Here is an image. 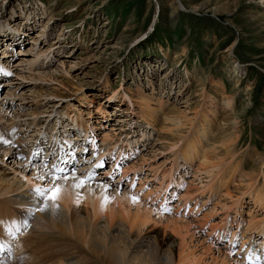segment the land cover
<instances>
[{
  "label": "rangeland",
  "instance_id": "1",
  "mask_svg": "<svg viewBox=\"0 0 264 264\" xmlns=\"http://www.w3.org/2000/svg\"><path fill=\"white\" fill-rule=\"evenodd\" d=\"M173 9L179 14L174 18L171 17ZM0 25L7 28L0 31L14 36L11 41L19 39V35L15 37V26L22 25L20 30L24 33V41L21 38L22 44L14 43V50L0 42V58L10 72H14L12 66L35 54L28 52L31 46L36 45V51L41 46L51 47L48 58H42L46 68H36L34 73L48 75L44 95L55 93L68 99L44 102L42 110L54 112L49 114L47 123V117L40 115V123L51 131L62 119V114L73 111L77 115L80 111L84 123L89 122L90 129L94 130L92 135L98 145L103 144L106 133L111 142L104 146L105 149H111L118 141L115 151L111 152L118 154L121 151L120 175L127 173L125 186L133 184V189L129 188L133 190L131 197L166 218L181 216L194 222V237L189 238L173 223L158 221L147 227L146 241L156 238L160 247L172 248L178 255L181 252L179 240L186 237L184 249L197 258L198 264H221L214 261L219 259L215 247L227 248L228 243L221 245L216 232L212 233L211 229L221 225L220 229L225 228L229 218L230 228L227 229L246 238L249 220L255 216L263 218V211L249 196L253 189L248 191L239 177L232 181L226 178L220 182L219 179L207 182L211 178L200 175L205 182H197L198 185L191 180L201 160L209 156L214 159L212 156L218 144L213 147L211 139L216 124L226 116L227 128L236 127L238 138L232 149L233 158H227L226 166L221 167L242 165L241 168L249 172L252 183L260 179L264 168V0H0ZM0 36L4 38L1 32ZM34 39L37 42H33ZM61 62L65 63L68 76L61 74ZM236 72L241 73L239 80L233 77ZM11 78L12 75L1 81L0 91H4L0 92V98L11 87L8 85ZM24 84L28 86L24 90L29 95L40 88L36 89L29 81ZM83 96L89 98L90 101H85L87 104L83 100L80 102ZM143 98L150 101V108H143ZM158 100L162 106L158 105ZM210 101L216 103V108L210 106ZM225 103H230L231 109ZM30 105L26 109H34ZM71 105L75 109H69ZM100 107L105 108L106 116L98 112ZM168 112H173L172 121H181L179 131L172 132L173 135L158 131L164 126L163 116ZM208 120L214 122L208 140L202 142L198 129ZM132 121V125H127ZM143 135H146L145 139ZM159 137L169 143L165 142V147L159 144L156 148L161 151L152 159L148 150L157 144ZM126 142L131 147H127ZM177 142L178 149H171ZM190 142L196 145V151L192 150L196 153H193V162L186 163L184 150L185 147L191 150ZM28 148L22 147V150L27 152ZM217 151H220L219 158L226 152L223 148ZM146 154L148 161L144 162L142 158ZM254 158L258 159L255 165ZM86 163L83 159L78 165ZM111 165L112 162L106 164L104 169ZM37 188L42 187L34 186L31 190L36 192ZM4 193L0 189V221L4 222L0 224V264H14L21 255L15 244L21 242L24 235L37 240V233L31 231V227L30 230L28 227L24 231L8 232L7 225L12 216L7 203L12 197ZM237 197L243 204L241 218L236 216L235 210L228 213L219 206L216 208L219 212H214L218 201L231 204L230 200ZM136 211L132 208L133 214ZM209 214L212 217L204 219ZM153 218L159 219L156 213ZM52 238L51 244L57 240L56 235ZM61 240L62 245L69 248L68 255L76 253L79 260H84L82 264H101L80 245L73 246L68 238L59 242ZM255 241L260 242L257 238ZM209 243L214 246L213 260L206 251ZM238 248H229V252L243 260L237 254L240 253ZM31 258L30 264L33 260L40 263L42 259L37 255Z\"/></svg>",
  "mask_w": 264,
  "mask_h": 264
},
{
  "label": "bare ground",
  "instance_id": "2",
  "mask_svg": "<svg viewBox=\"0 0 264 264\" xmlns=\"http://www.w3.org/2000/svg\"><path fill=\"white\" fill-rule=\"evenodd\" d=\"M179 8L181 10L183 9L181 5ZM43 15L44 13H42V16ZM178 15L177 10L173 9L171 17L174 18ZM21 26L22 25L15 26L14 29L16 32L15 37L19 35V39H23L24 37L23 29L22 31L20 30ZM0 29L7 30V28L2 25H0ZM0 32L4 37L0 38V42L6 44L7 47L13 49L14 43L18 45L20 42L22 44V40L20 41L19 39L11 41L10 38H14V36L12 34L9 35V32ZM39 36H42V34L37 35V37ZM34 41H36V39H34L33 42ZM42 43L43 40L41 41V45ZM35 46H31L28 50L31 54L35 53L29 60L19 61L12 66L14 67V72L8 71L7 68L5 69L2 64V59L0 58V89L1 81L7 80V78L12 75L8 83L11 87L7 90V93L0 98V189L4 190L5 195L12 197V201L7 203L8 208L9 206L11 207L9 210L7 209L8 212L11 211L10 214L12 216V220L9 221H26L28 226H19V230L22 229L24 231L28 227L30 230L31 227V231L37 233V240H33L24 235V239L18 242V244H15L17 253H21V255L15 259L14 264H30L32 255H37V257L41 256L42 259L40 263L38 260H33L31 264H82L84 260H79L80 256L76 253L68 255L69 248L65 244L62 245V240V242H59L62 238L70 239L73 242V246L80 245L85 249L84 251H86L87 254H90L101 264H198L197 258L193 257L190 252L187 253V250L184 249L187 244L185 242L186 237H181V240H179L181 248H179V250H181V252L179 251L178 255L174 253L175 251L172 248L163 249L160 247L156 238L154 241H146L148 239H146L144 235L147 232V227L151 226L153 223L156 224L158 221H166L169 224L173 223L176 227L184 230V235H187L189 238L194 237V233H192V230H194V222L181 216V218L177 216L176 218H166L150 206H144L138 201L133 202L130 196L133 190L131 191V189H129L130 186L132 188L133 184L125 186L124 182L128 179L127 176L125 177L127 173L124 171V175H120L121 165L119 163V157L121 156V151L118 154L111 152L115 151V145L118 141L113 144L111 149H105L104 146L111 142V137L106 133L102 139L103 144L98 145L92 135L94 130L92 128L90 129L91 125L88 124L89 122L84 123L85 120L80 111H78L80 114L77 115L72 113L73 111L69 114H62L61 118L63 120L57 117V119H59L57 125H55V129H51V131H48L49 128H46L45 124L42 125L40 123V115L42 117L45 116V118L47 117V123L49 114H53L54 112V110L51 112L43 111L44 102L50 100L62 101L68 98L55 93L44 95L45 78L48 77V75L44 76L46 75L44 72L43 75L42 73H34V71L36 68L38 70L46 68V64L43 62L42 58L45 57V59H47L49 54L52 53V50L51 47L45 48L41 46L36 51ZM61 63L62 64L59 65L60 72L63 75H67L68 71L66 65L63 62ZM47 66H49V64ZM13 76H15V78ZM233 77L239 80V78H241V73L239 74L236 72ZM25 81L31 82L36 89L39 86L40 88L32 90L29 95L24 90L28 87L24 84ZM2 91H4V89ZM112 97H115V94ZM82 100L85 102L89 100V98L83 96L80 102ZM226 101L228 100L225 99V102ZM127 102L130 106L132 105L129 100H127ZM141 102L144 104V109L146 107L150 108V101L148 99L143 98ZM29 103L34 104V109H26L30 105ZM85 103L87 104V102ZM158 103L159 106H162L160 100H158ZM33 106L30 105V107ZM210 106L216 108V103L210 101ZM225 106L231 109L230 103H225ZM69 109H75L74 105H71ZM40 110H42V114H39L38 111ZM98 112L104 115L106 110L100 107ZM215 113L216 112L213 111V114ZM71 114L72 117L70 116ZM66 116L68 118H66ZM172 116L173 112H168L163 116L164 126L159 128L158 131L160 133L167 132L173 135L172 132L176 130L177 132L179 131V124L181 121H172ZM179 118L181 119V117ZM227 118V116L223 117V121L218 123V125L216 124L214 135L211 139V141H213L211 143L213 147L214 145L216 147L218 144L217 149H215L216 151L222 148L225 149L226 152L223 153L224 156L219 158L220 151H217V153L213 149L215 153L212 152L214 154L211 156L214 159L212 160L209 156L201 160V164H199L200 166L196 169L194 178L191 182H194V185H198L197 182H205L203 180L204 175L205 178H211V180L207 182L218 179L220 182L226 178V180L232 181L234 177H239V181L243 182L248 191L253 189V194L250 193L249 196L253 199L254 205H257L264 214V168L259 176L260 181L256 180L252 183V178L248 176L249 172L241 168L242 165L227 164V167H221V165H224V161H227V158H233L232 149L236 147L235 145L238 138L236 127L231 130L227 128L229 124H227ZM210 120L207 121L206 125L204 124L198 129L199 133L197 134L202 142L208 140V132L211 124L214 122V120ZM120 122L123 123L124 121ZM133 123L134 121L129 124L127 123V125H132ZM148 125L150 126V123H148ZM142 137L145 139L146 135ZM157 141V144L151 145V149L148 150V154L151 155L150 158L152 159L156 158L157 152L160 150V148L156 147H158L159 144L165 147V142H168L161 137H159ZM179 142H181V140ZM179 142L171 149H178ZM138 143L137 141V144ZM128 144L129 142H126V146L131 147L128 146ZM89 146H91L90 150ZM195 146L196 145L191 143V150L185 147L183 158L186 163L193 162L195 158L193 153L196 152L192 150L196 151ZM22 147H29L28 151H23ZM147 148H149V146H147ZM210 150H212V148ZM207 151L209 152V150ZM85 156H87V158ZM146 156L147 154L142 158L144 162L148 161ZM256 158H254V165L257 164L256 160L258 159ZM83 159L88 163L79 166L78 164L81 163ZM108 160H111L110 162H112V165L106 170L103 167L110 163ZM99 171H102L101 175H99L100 173L98 174ZM118 174L120 176L114 183ZM200 175H203V177ZM54 177H60V179H54ZM82 180L85 181L83 186L76 187ZM34 186H40L42 187L41 189L48 190L59 187L60 192L55 200H50L47 199V197L52 193L46 191L45 196L41 197L31 190ZM202 187L208 188L206 185ZM240 197L243 198V195ZM240 197L236 199L232 198V200H230L231 204H222L218 201L214 206L213 210H216L214 212H219L216 209L219 206L221 210H226L228 213L230 210H235L236 216H240L241 218L240 210L243 204ZM134 207L137 211L133 214L132 208ZM40 209H43V211ZM155 213L159 218L157 221L153 218V214ZM211 214L206 215L204 219H208L207 217L210 216L212 217ZM227 219V226L225 228L220 229L221 225L220 227L211 229L212 233L213 231L214 233L216 232V239H220L221 245H223V243H228L229 246H227V248L215 247L219 256V259L216 258L214 260L215 263L264 264V216L261 219L255 216L249 220V226L245 231V233H248L246 238H243L244 236L240 237L236 231L228 230L227 228H230V219ZM235 219H238V217ZM179 230L178 232H180ZM12 231L17 232L15 228ZM53 235H56L57 240L55 243L51 244L50 242L53 240ZM256 238L260 240L259 243L255 241ZM213 247L212 243H209L206 247V251L212 255V260L214 259ZM237 247H239L238 249L241 253L237 252V254L243 257V260H238L229 252V248L235 250ZM188 251H190V249Z\"/></svg>",
  "mask_w": 264,
  "mask_h": 264
},
{
  "label": "snow or ice",
  "instance_id": "3",
  "mask_svg": "<svg viewBox=\"0 0 264 264\" xmlns=\"http://www.w3.org/2000/svg\"><path fill=\"white\" fill-rule=\"evenodd\" d=\"M6 142V141H5ZM54 179H60V177H54ZM85 183V181H80L79 184L76 185V187H82L83 184ZM36 193L41 196V197H44L45 196V192L46 191H49L48 189H40V188H37L36 190ZM60 192V189L59 187H56L54 189L51 190V195H49L47 197V199H50V200H55L58 196ZM133 199V202H136L137 201V198L136 197H132ZM41 211H43V209H40ZM28 211H31V210H28ZM4 222L0 221V224H3ZM19 226H24V227H27V222L26 221H21V222H16V221H12L10 222L8 225H7V230L9 233L12 232V230L15 228L17 231L19 230Z\"/></svg>",
  "mask_w": 264,
  "mask_h": 264
}]
</instances>
